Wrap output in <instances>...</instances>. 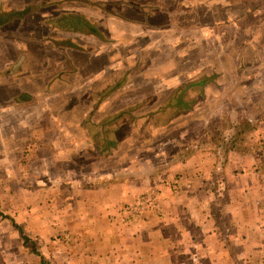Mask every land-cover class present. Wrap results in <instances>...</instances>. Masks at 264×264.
I'll use <instances>...</instances> for the list:
<instances>
[{"label": "crops", "instance_id": "1", "mask_svg": "<svg viewBox=\"0 0 264 264\" xmlns=\"http://www.w3.org/2000/svg\"><path fill=\"white\" fill-rule=\"evenodd\" d=\"M96 8L106 18H91L86 8H63L55 17L38 18L48 32L62 34H47L45 38L32 34L19 40L21 48L30 41L48 50L51 38L59 41L61 57L50 56L55 51L51 44L47 56L52 61L41 71L38 69L43 63L27 64V57L22 58L24 68L18 73L16 67L9 71L6 57L0 60L4 110L8 98L13 96L22 102L39 86L47 100L34 108L48 113L56 108L63 111L64 133L71 134L65 135L64 158L92 167L74 171L83 176L76 190L79 206L87 209V215L80 219H94V223L106 219L111 226L115 222L111 214L114 207L134 205L144 196L139 194L152 186L162 189L167 197L168 179L176 175L192 178L193 183L185 184L188 189L166 198L172 207L164 219L148 216L120 233L118 238L123 243L117 247L122 249L111 252V264H215V256L225 252L224 242L216 234L215 201L226 191L228 214L238 217L242 229L238 239L256 224L254 208L264 204V185L258 187L256 182L251 184L255 178L250 180L260 172L246 167L247 157L253 153L239 149L234 139L224 150L226 155L218 159L207 146L217 141L209 128L214 113L226 111V62L218 58L200 64L204 57L200 58L199 19L193 8L184 7L183 0H111L101 1ZM30 10H21L23 16L0 23V55L10 42L2 34L7 32V24L23 19ZM2 12L0 17L4 19L7 15ZM206 26L214 31L218 25L210 22ZM207 42L202 40L201 44L209 50L212 45ZM32 52L36 56L37 52ZM56 64H62V68L54 75ZM51 96L60 97L62 105L50 102ZM202 112L206 115L200 116ZM40 129L37 126L36 134ZM123 131L126 134L120 135ZM213 174L217 182L209 181ZM87 176L95 183L86 185ZM248 196L247 210L253 207V211L248 215L245 209L241 215L249 204ZM16 224L21 223L0 219V264L37 262V256L43 260L42 254L25 249L28 241L24 242ZM236 228V232L241 230ZM109 237L113 238L112 234ZM106 254L97 257L102 259Z\"/></svg>", "mask_w": 264, "mask_h": 264}, {"label": "rangeland", "instance_id": "2", "mask_svg": "<svg viewBox=\"0 0 264 264\" xmlns=\"http://www.w3.org/2000/svg\"><path fill=\"white\" fill-rule=\"evenodd\" d=\"M101 1L111 2V0H0V10L4 13L33 10L23 19L7 24V32L2 34L6 35L10 42L7 41L6 53L1 52L0 60L3 62L6 57L9 71H14L16 67L18 73L19 69L22 72L24 68L20 64L22 58L27 57V64L29 61L36 66L34 62H42L38 69L41 71L45 63L52 61V58L47 56L52 45L55 51H51L50 56L55 54L56 57H61V53L57 51L61 50L57 44L59 41L51 38L52 45L49 43L48 50L47 46L42 48L37 42L30 41L27 47L21 48L19 40L31 38L32 34L43 35L42 37L47 34L62 35L48 32L45 23L39 24L38 18L55 17L63 8L81 11H85L86 8L88 10L86 12L92 15L91 18L104 19L106 16L101 15L100 9L96 8L100 7ZM183 5L193 8L199 19L200 58L204 57L200 64L205 65L206 60L218 58L221 62H226V111H216L214 113L216 117L209 124L214 139L219 143L214 140L207 146L210 152L213 150L215 157L220 159L226 155L223 152L230 147V142L236 140L235 146L253 153L252 157L250 155L247 157V169H256L261 173L254 177L250 176V180L255 178L251 184L256 182L258 187H263L264 0H183ZM106 22H110V19ZM210 22L218 25L214 31L207 29L206 24ZM202 35L204 38H201ZM202 40L208 41L207 43L212 45L211 49L203 47ZM32 50L37 52L36 56ZM57 60L61 62L62 59ZM33 68L31 66V69ZM59 68H62V64L55 67L54 75L58 73ZM9 71L8 74H11ZM202 80L203 78L198 80L199 88L202 86ZM35 91L32 96L29 95V99L22 102L15 101L13 96L8 98L6 110L3 100L0 99V219L7 221L11 219L21 223L20 226L29 239L28 246H24L25 249L44 256L43 260L37 256V262L29 261L26 264H66L70 260L71 264H97L100 261L111 264L108 259L111 252L122 249L117 247L123 243L118 238L120 233H126L124 230L127 226L131 223L138 224L148 216L150 219H164V215L168 214L165 212L172 207V204H169L171 201L168 199L166 201V198L180 189H188L185 184L188 186L193 183L192 178L187 175H176L168 179L167 197L162 195V189L154 188L155 186L143 190L139 195L154 199V205L141 208L134 207L131 202L122 204L119 208L114 207L111 214L115 222L111 226L107 224L106 219L102 221L99 219L97 223H94V219H80L87 215V209L79 206V193L76 190L83 176L75 175L74 171L78 169L89 171L92 167L87 166V162L70 163L64 158L66 156L64 146L67 144L64 142H67L69 134L67 131L64 133L63 129L64 113L58 111V108L52 113L36 110L34 106L41 102L46 103L47 96L42 95L43 91L39 86ZM49 99L50 102H55V105L57 102L60 105L63 103L57 96H51ZM200 114L206 115L205 112ZM37 126H41L38 134ZM124 134L126 132L120 135ZM202 136L203 133L200 132V138H203ZM259 169H262V172ZM210 176L209 181L212 179L217 182L215 174ZM85 179L86 185L95 183L93 177L87 176ZM215 187L217 188V185ZM251 196L256 195L252 192ZM261 196H264V193ZM247 199L249 204L240 211L241 215L250 206L249 196ZM226 201L225 191L214 205L217 215L216 219L214 218L216 234L223 240L225 252L218 257L216 255L212 261L215 264H264V204L260 205L259 209L254 208L256 224L251 225V230L243 239H238L236 236L242 235V229L238 226V217L233 218L228 214ZM88 210L93 212L97 209ZM250 211H253V207L247 210L248 215ZM210 224L211 222L207 227ZM236 226L241 230L236 232ZM111 234L113 238L109 237ZM102 253H107L106 257L99 259L97 255L100 256Z\"/></svg>", "mask_w": 264, "mask_h": 264}, {"label": "trees", "instance_id": "3", "mask_svg": "<svg viewBox=\"0 0 264 264\" xmlns=\"http://www.w3.org/2000/svg\"><path fill=\"white\" fill-rule=\"evenodd\" d=\"M7 15V17H5L4 19L2 18V16L0 17V23H3V21L11 18V17H21L23 16V12L22 11H14L11 13H4L3 12V16ZM16 228L18 229L20 235L22 236V238L24 239V242L29 241L28 237L25 235V233L23 232L22 228L16 224Z\"/></svg>", "mask_w": 264, "mask_h": 264}, {"label": "built area", "instance_id": "4", "mask_svg": "<svg viewBox=\"0 0 264 264\" xmlns=\"http://www.w3.org/2000/svg\"><path fill=\"white\" fill-rule=\"evenodd\" d=\"M153 200L148 196H143L140 199H138L137 202L133 206L134 207L138 206L142 208V207H147L149 205H154L155 203Z\"/></svg>", "mask_w": 264, "mask_h": 264}]
</instances>
